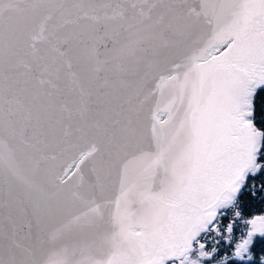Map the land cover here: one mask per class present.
I'll list each match as a JSON object with an SVG mask.
<instances>
[{"label":"snow or ice","instance_id":"1","mask_svg":"<svg viewBox=\"0 0 264 264\" xmlns=\"http://www.w3.org/2000/svg\"><path fill=\"white\" fill-rule=\"evenodd\" d=\"M0 264H264V0H0Z\"/></svg>","mask_w":264,"mask_h":264}]
</instances>
